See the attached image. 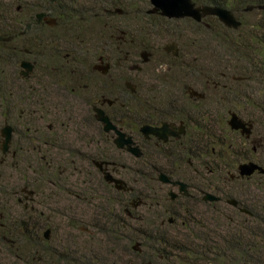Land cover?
I'll return each mask as SVG.
<instances>
[{"label": "trees", "instance_id": "obj_1", "mask_svg": "<svg viewBox=\"0 0 264 264\" xmlns=\"http://www.w3.org/2000/svg\"><path fill=\"white\" fill-rule=\"evenodd\" d=\"M15 1L18 0H8L7 3L0 0V23L9 21L15 26V29H10L15 32L25 30L24 39L19 42L42 62L51 59L58 50L50 47L53 42H58V38L52 41L50 38L53 36H49L44 40L46 31L64 38L66 43L57 44L69 48L67 52L71 49L72 55L81 53L84 58L89 53L92 56L100 46L112 43L111 35L114 33L108 35V28L112 27L109 21L126 17L130 13L128 8L133 6L130 0H20L23 3L20 14L14 13L19 15L16 17L9 14ZM191 1L197 6L229 9L241 22L238 29H227L216 18L208 16L201 23L192 21L188 27L196 38L198 65L203 77L218 85L214 89L229 95L225 101L221 98L227 104L235 91L232 87L254 79L252 74L263 75L264 23L254 24L250 32H243L247 23L240 19L239 14L248 5H263L264 0ZM5 9H8V14H5ZM116 9L122 13H116ZM259 13L264 16V11ZM46 14L57 18L55 28L49 29L44 24ZM131 15L132 18L150 21L151 35L155 40L161 39L162 34L176 36L181 26L172 24L179 20L134 11ZM13 21H24V24L17 27ZM181 21L185 23L189 19ZM198 28L200 31L196 30ZM129 30L121 29L120 34L127 32L132 37L133 31ZM145 30L142 29L143 34L149 35L151 31L146 33ZM205 38L209 41L206 42ZM37 42L49 45L48 49L34 47ZM2 46L0 43L1 67L3 54H8L13 61L18 52L11 49L6 52ZM144 46L149 45L143 42L139 50ZM129 54L131 56L132 53ZM231 72L239 73L232 86L228 84L227 77ZM3 87L0 68V107L1 116L5 118ZM154 87H157L153 88L156 90L154 93L160 95L163 103L159 107H149L158 110L155 111L158 117L179 116V90L163 83ZM152 93L147 91L141 97L146 106L154 102ZM121 94V102H129L132 97L130 93L127 97L123 92ZM233 97L238 96L234 94ZM208 98L191 102L199 106ZM241 104L245 111H250L246 119L255 117L251 120L255 122L252 141L256 152L249 147L251 143L239 134L238 151L234 150L233 144L227 143L225 126L220 123L221 113L213 104V112H206L204 106L200 113L198 107H186L185 120L191 130L180 140L163 143L135 139L142 156L139 159L130 156V163H122L120 156L124 151L116 149L110 140L99 145V140L91 138L83 115L85 106L50 107L51 114H46L45 105H41V114L55 123L53 130L47 134L43 132L38 147L16 157V165L11 168L13 177L3 171L0 163V235H3L0 237V264H133L135 260L140 264H158L162 260L164 264H264V174L256 173L248 178L237 175L238 165L245 161L254 160L264 169V121L260 122L256 117L259 112L249 109L253 107L264 113V102L260 103L246 93ZM144 120H148L147 117ZM227 153L232 155L228 163L225 162ZM94 161L109 163L114 173L119 170L127 173H122L125 191H117L106 183L94 167ZM223 162L225 164H221ZM160 173L172 180H182L199 191L217 190L222 200L234 199L237 207L226 205L224 201L204 202L199 198L171 201L163 191L164 185L157 181ZM23 189L31 191V202L27 207L18 203L19 196H24ZM139 200L142 201L140 207H147L145 217L133 214L137 208L129 212L128 202ZM201 208L206 210L201 211ZM121 213L126 214L125 218ZM169 219H172L171 224L167 223ZM130 221L137 223L138 227L130 225ZM81 227L88 237L93 236V232L103 233L108 247L96 250L87 246L86 239L79 240L71 233L73 229L79 232ZM47 229L50 230L48 240L43 237ZM124 231L132 237L125 235ZM52 233L60 234L61 238L53 242ZM173 233L179 238L173 237ZM138 242L142 248L150 246L156 251L155 260L146 256L142 249L140 252L132 250ZM119 248L123 249L126 259L118 257Z\"/></svg>", "mask_w": 264, "mask_h": 264}, {"label": "flooded vegetation", "instance_id": "obj_2", "mask_svg": "<svg viewBox=\"0 0 264 264\" xmlns=\"http://www.w3.org/2000/svg\"><path fill=\"white\" fill-rule=\"evenodd\" d=\"M149 10L145 11L147 15L160 16L158 13H148ZM17 11H21L20 6H18ZM121 13L122 12L118 14ZM183 19H189V23H201L195 22L190 18ZM174 20H179L177 22H172V24L181 25L180 29L176 31V36H168L165 39L166 43L170 42V44L175 45L174 51H165V46H163L162 49L160 48V52L157 54V59H161L159 63L162 62L164 70L163 73H160L161 75H158L157 77H161L162 79L160 78L159 82H156L155 80V83L147 86L154 87L155 85L163 83L166 87H176L179 90V95L181 97V111L179 112V116L174 115L166 118L158 117L155 112L158 110L156 109L154 111L153 108H150L153 104L146 106L142 99L138 97L140 96V87H137L139 86L138 81H135L132 77H130L129 80H123L125 71L119 61L120 55H112L113 53L107 55L95 53L90 56L89 53H87L84 55V58L81 57V55H83L81 53L72 55L71 49L67 52V49L69 48L65 46L60 47V45H58L65 42L64 38L53 36L50 39L53 41V39L58 38V44L55 41L50 47L58 50L54 52L51 59L42 62L36 56L32 55V51L30 49L23 47L22 42H19L24 39L23 34L25 30L15 32L16 30L10 29H15V26L11 25L9 21L3 22V24L0 23V37L8 39L7 41H0V43L3 44L2 48H4L6 52L10 51V49L18 51L16 52V58H14L13 61H10L8 54L6 56L3 54V64L2 67L0 66L4 86L3 90L5 91V118L2 119V126H0V145L3 140L1 138V129L4 126L10 129V140L7 144V150L5 154H2V159L0 160V163L3 164V171L8 176L11 175L10 177H13L14 172L11 168L16 165V157L26 152H30L32 148L38 147L40 145V140L43 137V132L47 134L53 130L55 123L54 121L52 122L51 118L48 116V118H45V115L41 114L39 110L41 105H45L44 112L46 114H51L50 107L67 108L85 106L86 111H84L83 115L86 119L87 125H89V127L91 125L96 127V132L89 133V127L87 132L90 134L92 139L99 140V145H102L105 140H110L112 145L115 147L113 139L116 135L113 131L107 133L103 130V125L98 122L95 117L96 114L94 109L97 108L101 109L112 124L121 130V132L125 133L126 136L131 137L136 146L138 145L135 139H142L150 142H162L153 136L146 139L140 132V128L144 125L160 127L163 123H166L169 130L174 134H178L181 129L184 130V132L180 134L179 138L170 136L167 142L163 143L174 142L186 137L191 130L185 120L184 113L186 107L191 109L194 107L196 109L198 107L199 109H197L200 113V108H202L203 105L200 104L198 106L196 103L194 104L196 106H194L191 100L206 99L208 97L206 91H210V87L216 88L218 85L206 76L203 77V74L200 71L201 67L198 65V55L195 47L196 38L192 36V30L186 28L185 30H187V34L183 35L182 27L184 26L182 25L186 22L183 23V21H181L182 19ZM43 21L49 29L55 28L58 23L57 18L56 20L53 19L51 21L45 17ZM12 23L18 27L19 25L24 24V21H13ZM132 24L133 36L129 37L127 32H122L121 34L119 32V35L116 37L111 35L115 42L121 41L125 43L126 41H129L131 44L136 43L139 40L138 36L144 35L142 29L145 30V27H147L145 32L148 33V31H151L150 21L148 22L146 19L138 20L135 18L132 20L131 25ZM196 30L200 31V28ZM151 33L152 31L150 32L149 37H152ZM47 38H49V36H45L44 40ZM41 44L42 43L39 44L37 42V45L34 47H39V49H48L49 45L47 46L45 44ZM140 50L141 52L145 51L149 54L148 61H143L141 58V52L140 60H138L135 56V58L131 56L129 57V53L124 56L126 59H130L129 69L127 72H130L131 74L133 73L135 76L144 75V72H146L144 67L149 65V61L155 60L158 63L154 57L153 45H149L148 47L144 46L143 48L141 47ZM152 57L153 59H150ZM95 58L96 62L93 63V59ZM22 62H28L32 65L31 72L27 75V71L21 66ZM105 67H107L106 70L104 69ZM152 70L153 68L150 71ZM147 75L148 74L146 73V76ZM227 77L229 81L228 84L232 86V82L235 79L234 76L230 75ZM132 82L134 84H132ZM127 84L132 87H136L135 91L131 92V90L127 88ZM121 87H124V89H121ZM193 91L202 95V97L193 95ZM121 92H123V95L126 97L128 96V93L132 95V97L129 98V102H121ZM188 100H190L189 106L187 104L189 102ZM205 111L213 112L212 109H205ZM180 114L184 117L180 116ZM146 117L148 120H144ZM243 121L252 125L250 137L246 139L244 136H241L238 131L232 132L239 134L241 137H244L247 141H249L251 143L252 151L256 152V146L253 143L254 141H252L254 138L252 137V134L254 133L255 122L251 119H244ZM249 142H247L248 145ZM122 151L126 152L125 150ZM250 161L255 162L254 160ZM101 162L104 164L107 163L104 161H94V167H96L95 163ZM96 169L102 173L97 167ZM107 170L110 173L112 172L110 170L109 163ZM172 181L183 182L182 180L174 179ZM183 183L187 185V196L179 192L178 186L173 187L171 185H167L171 189L163 188V191L168 195L171 191L177 193L174 200H182L183 198H199L202 200L204 193H211L220 198L218 202L223 203L224 201L217 190L199 191L190 184L185 182ZM175 189L177 191H175ZM23 192L24 196H19L18 203L27 207V204L31 202V200H29L31 191L23 189ZM226 201L227 200L224 202L226 203ZM226 205L228 204L226 203ZM164 223L165 222H162V224ZM167 223H169V221ZM1 236L3 238L2 234L0 237Z\"/></svg>", "mask_w": 264, "mask_h": 264}, {"label": "rangeland", "instance_id": "obj_3", "mask_svg": "<svg viewBox=\"0 0 264 264\" xmlns=\"http://www.w3.org/2000/svg\"><path fill=\"white\" fill-rule=\"evenodd\" d=\"M7 1L8 0H5V3H7ZM18 1H20V0H18ZM18 1L12 2V5H11L12 9H11V11L9 13V14H12L13 16H16V17H19V15L18 16L14 15V13H19L20 12V11H17V8H18V6H21V4L23 3V1H20V2H18ZM130 2L132 3L133 6L130 9L128 8V10H130V13H128V15L126 17H116V18L111 19V21H109V23H110V25L112 27L108 28V30H109L108 35H111V34L114 33L113 35L116 37V36L119 35V32L121 31V29H124V30L127 29L128 32H130L129 29L133 28V24L131 25V22H132L133 19H135V18H132L133 15H131V12L134 11V13L138 12L139 14H142V13L145 14V11H147V10H149L151 8V5L149 4L148 0H130ZM117 8H120V7H117ZM5 14H8V9L7 10L5 9ZM239 16H241L240 19L242 21L247 23V27H245L243 32H250L252 30L251 26L254 25V24L264 23V16L261 13H259L258 10H253V11L247 12V13L246 12H242L241 14H239ZM47 19L51 20V21L53 19L56 20L54 17H52L50 15H47ZM93 23L94 22H92V24ZM162 24L165 25V23H162ZM88 26L90 28H93V27H91V25H88ZM182 26H184V27H182V30H183V35H185V34H187L186 33L187 30H185V29L190 26V23L186 22ZM95 31H96V29H95ZM50 33H51V31H46L45 35L46 36H56L57 35L55 33H52V34H50ZM262 34L264 35V32ZM148 37H149V35H147V36L146 35H142V36L139 35L138 36L139 40L136 43L129 44L128 41H126L125 43L119 41L120 43L117 44V45L116 44L115 45L112 44V43L115 42V40L113 39L112 43H109V44L106 43L103 46H100L98 51L95 52L97 54L98 53L99 54L102 53V54H105V55L111 54V53H113L112 55H114V54H116L117 56L120 55L119 56V61H120V64H121V66H123L124 71H125V75L123 77V80L124 81L125 80H129V78L132 77L135 81H138V85L139 86H137V87H140V90H139V95L140 96H138V97L140 99H142L141 96H144L143 94L145 92H147V91L150 92L151 91V93H152L153 88L157 89V87H147V86L149 84L151 85L152 83H155V80H156V82H159L161 77H157V76L161 75L160 73H163L164 67H162V62L159 63V61H161V59L160 58L157 59L158 58L157 54L160 52L159 51L160 48L162 49L163 46H166V45L170 44V42L166 43V40H165L166 36H164L163 34L161 36V39L158 38V39L155 40L154 37H149V38ZM205 41L207 42L209 40L207 38H205ZM103 42L104 41H101V43H103ZM142 42H144L145 44L154 46V55H155L154 57L156 58V60L158 61L159 64L155 60L149 61V63H148L149 65H146L144 67V69L146 70V72H144V75L135 76L133 73L131 74L130 72H127V70L129 69L128 67H129V64H130L129 63L130 59H126L124 56L127 53H132L131 57H133V58L137 57L138 60H140V52H141V50H139V46L141 45ZM95 43L97 44V42H95ZM113 46H116L117 48H115ZM217 51L220 52V49L217 48ZM263 56H264V51H263ZM150 59H153V57L150 58ZM95 62H96V58L93 59V63H95ZM242 64H244V62H242ZM152 68H153L152 71H154V72L150 71ZM154 69H156L158 71H156ZM262 72H263V75L252 74L254 79L247 80L249 78V77H247V79H246L247 81H245V83L232 87L235 90L233 92V95L235 94V96H238V97L234 98L233 95L232 96L230 95V100H229V102L227 104L222 102L221 98L223 97V99L225 101V97L226 96L229 97L228 94L222 92L221 90L214 89L212 87H210V91L209 90L206 91V94L208 95L209 98L207 99L206 102H204L203 106L206 109H212L213 104H215L214 105L215 108H217V110L220 111V113H221L220 115H221V119H222V121L220 119V123H223L222 125L225 126L226 131H225L224 134L227 137V140H228L227 143L233 144V148H234L235 151L239 150L237 144L240 143V140H239L240 136L238 137V134L236 135V134L232 133V130L228 127L227 121H228L231 113H235L237 116H239V118H241L243 120L246 119L247 117H249V114L247 112H250V111H245L244 108L242 107L243 105L241 104L243 95H245L246 93L251 94L252 99L260 100V103L264 102V70ZM146 73L148 74L147 76H146ZM230 75H233L234 78H236V76L239 75V73L231 72L229 74V76ZM257 80H259V81H257ZM132 84H134V83L132 82ZM134 88H136V87H134ZM121 89H124V87H121ZM214 90H215V92H214ZM155 91H153V93L151 94L152 97H154V99L152 98L154 100V102L152 104L154 106H158L159 107V106H161V104L163 102H161L162 98L160 97V95L154 93ZM242 93H244V94H242ZM237 102H239V103H237ZM249 109L252 110V112H255V111L259 112L260 115H258L256 113V117L259 119L260 122L264 121V113L263 112H261L260 110L259 111L254 110L253 107H251ZM1 111H2V108L0 107V121H1L0 122V126H2L1 124H2V119H3L2 116H1ZM251 119L255 120V117H252ZM228 130H229V133H228ZM92 132H96V127H94V125H91L89 127V133H92ZM218 147H216V148H218ZM249 147H251V145H249ZM130 156H132V155L127 153V152H123L121 154V156H120L122 159H120V160L122 161V163H130ZM137 159H139V158H137ZM231 159H232V155L227 153L226 154V158H225V162L228 163ZM225 162H223L221 164H225ZM167 168H170V167H167ZM183 171H184V169L181 170V173H183ZM111 173L114 176L118 177V178L120 177L119 179L125 180V178H124L125 176L123 177V175H122V173H125V172L119 170L118 173H114L113 171ZM126 174L127 173H125V175ZM101 176L103 177L102 173H101ZM159 184H161V183L159 182ZM139 185L140 184H138V186ZM161 185H164V184H161ZM140 187H142V186H140ZM164 188L165 189H171L167 185H164ZM175 191H177V190L175 189ZM135 203L136 202H134V201H129L128 202V204L130 205L129 208H128L129 212L131 213V212H133V210H135L137 208V210H135L133 212V214L139 215L140 217H145L146 210H147L146 208L147 207H140V205H137L136 207H133L132 204H135ZM205 210H206V208H201V211H205ZM16 211L19 212L18 209ZM130 213H129V216H132V214H130ZM120 215L123 218H125V216H126L125 213H123V214L121 213ZM62 221L64 222V220H62ZM130 225H132L133 227H138V224L133 222V221H130ZM80 229H79V232L76 231V229H73V230H71V233H73V235H75L77 238H79V240L80 239L81 240L82 239H86V245L87 246L89 245L90 247L95 248L96 250H101V249H103L105 247H108L107 240H106V238H105L103 233H101V232H98V233L93 232L94 235L92 234L93 236L88 237L87 234H84V233H87L84 230V228L81 227ZM124 232H125V235H127L129 237L131 236V234L129 232H126V231H124ZM173 237H176L177 239L179 238L178 234H174V233H173ZM51 238L53 239V242H55L56 240L61 238V236L58 233H57V235H54V233H52L51 234ZM81 242L83 243V241H81ZM122 244L126 245L125 243H122ZM122 244H121V246H122ZM149 247L150 246H145V248H142L140 246L139 249L140 250L142 249L145 252L146 256H151L155 260V257H153V256L156 255V251L151 250V248H149ZM122 250H123L122 248L118 249V251H119L118 257L126 259L127 256H125L123 254ZM152 263H155V262H152ZM164 263H165L164 260H162L161 263L158 262V264H164ZM133 264H140V262L138 260H135L133 262Z\"/></svg>", "mask_w": 264, "mask_h": 264}, {"label": "water", "instance_id": "obj_4", "mask_svg": "<svg viewBox=\"0 0 264 264\" xmlns=\"http://www.w3.org/2000/svg\"><path fill=\"white\" fill-rule=\"evenodd\" d=\"M151 5V9L148 13H158L160 16L167 19H183L190 18L195 22H201L205 17H215L218 19L220 23L223 24L226 28L236 30L241 26V22L235 18L233 13L226 8L212 5H195L191 0H148ZM253 10L264 11V4L259 6L248 5L244 12H251ZM117 13L121 11L116 9ZM8 39H4L0 37V41H7ZM174 44H168L165 46V51L170 52L174 51ZM176 55V52H175ZM149 54L147 52L141 53V58L144 62L148 61ZM22 68L27 71L26 75L31 72L32 65L28 62H22ZM107 67L104 69L106 70ZM237 80H241L238 78ZM127 88L131 90V92L135 91V88L127 84ZM193 95L200 96L197 92L193 91ZM95 117L98 122L103 125V130L105 132L113 131L116 137L113 139V144L119 150H125L127 153L131 154L135 158H140L142 156L141 149L135 145L134 141L131 137L126 136L125 133L121 132L109 118L105 115V113L101 109H94ZM228 127L232 131H238L241 136H244L246 139L250 137L252 125L244 122L239 116L235 113H231L230 117L227 121ZM140 132L143 136L148 139L150 136L156 137L158 140L162 142H167L170 136H175L179 138L180 134L184 132L183 129L180 130L178 134H174L168 128L166 123H163L160 127H151L148 125H144L140 128ZM1 138L3 139L0 145V152L5 154L7 150V144L10 140V129L8 127H3L1 129ZM96 167L102 172L103 179L108 184H113L115 190L117 191H125L126 184L122 179L114 177L108 170V163H95ZM105 165V166H104ZM254 173L264 174V169L255 162L249 161L244 162L238 165L237 167V175L240 178H246L252 176ZM234 176L232 175L231 178ZM158 182L164 185H171L173 187L178 186L179 192L183 195H188L187 185L180 181H172L170 177H168L164 173H160L157 176ZM177 196V193L171 191L169 192L170 200L173 201ZM202 200L204 202H218L220 200L214 194L204 193ZM142 203L141 200L137 201L135 204H132L133 207L140 205ZM226 203L232 207H237V202L234 199L227 200ZM241 212L246 213L245 210L240 209ZM172 222V219H169V223ZM44 239L48 240L50 237V230L47 229L43 234ZM140 244L136 243L132 250L136 252H140ZM144 264H156L152 262H145Z\"/></svg>", "mask_w": 264, "mask_h": 264}]
</instances>
